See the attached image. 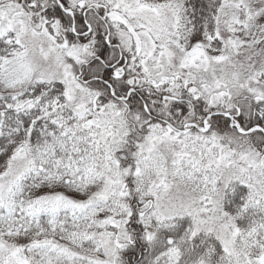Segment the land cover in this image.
I'll use <instances>...</instances> for the list:
<instances>
[{
    "label": "snow or ice",
    "instance_id": "1",
    "mask_svg": "<svg viewBox=\"0 0 264 264\" xmlns=\"http://www.w3.org/2000/svg\"><path fill=\"white\" fill-rule=\"evenodd\" d=\"M0 264H264V0H0Z\"/></svg>",
    "mask_w": 264,
    "mask_h": 264
}]
</instances>
